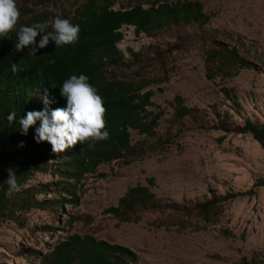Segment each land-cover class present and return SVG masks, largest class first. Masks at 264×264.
<instances>
[{"label": "rangeland", "instance_id": "obj_1", "mask_svg": "<svg viewBox=\"0 0 264 264\" xmlns=\"http://www.w3.org/2000/svg\"><path fill=\"white\" fill-rule=\"evenodd\" d=\"M83 1L46 0L44 7L34 8L65 17ZM114 1V9L130 5L127 0ZM141 1L144 8L150 6L147 0ZM197 1L210 17L203 28L167 29L153 36L136 34L133 27L121 28L123 40L117 47L124 65L118 70L129 79L155 81L146 87L153 93V105L148 109L160 115L155 135L130 131V144L141 148L137 158L98 166L77 189L75 206L32 211L28 227L37 228V232L20 230L12 222L0 226V264H39L48 246L70 234L127 247L137 255L136 264L264 260V185L257 184L264 179V148L250 134L215 129L221 120L230 127H242L246 120L264 124V0ZM27 2L31 6L36 0ZM210 32L229 45L238 39L249 47L250 52L243 55L254 66L208 79L205 55L212 47ZM223 90L229 91L228 97ZM176 96L184 106L197 111V120H175ZM52 179L51 174L36 175L30 183L41 185ZM149 179H153L152 185ZM136 185L147 187L156 200L172 206L203 202L213 194L253 193L223 201L216 222L203 229L195 228L202 223L196 222L198 217L192 211L176 213L162 204L159 210L138 209L136 221L129 223L104 213ZM68 219L70 225L65 224ZM181 221L188 223L186 228L178 225ZM50 224L54 231L38 233L39 227Z\"/></svg>", "mask_w": 264, "mask_h": 264}, {"label": "trees", "instance_id": "obj_2", "mask_svg": "<svg viewBox=\"0 0 264 264\" xmlns=\"http://www.w3.org/2000/svg\"><path fill=\"white\" fill-rule=\"evenodd\" d=\"M31 1V0H30ZM128 7L114 9V0H85L78 3L76 8L62 18L73 25L79 26L78 39L68 45L55 47L51 40L49 44L38 49L36 56L28 55L31 47L38 45L42 35L36 37L35 44L20 52L14 45L21 26H31L36 22H47L55 18L49 11H38L34 6L44 7L46 0H36L35 5L29 6L27 0H16L20 17L16 27L8 34L0 37V226L6 222L14 223L18 229L30 233L37 228H29L30 213L34 210L49 211L63 210L66 205L75 206L78 202L77 189L83 180L94 173L98 166L112 161L137 158L138 149L131 145L130 131L139 135H155V127L159 114H153L149 107L153 105L151 90H146L150 79L136 81L126 77V73L118 70L124 65V56L117 44L123 40L121 28L133 27L136 34L148 36L162 30L187 27L203 28L209 22V15L203 12L200 1L176 0H147L150 6L143 7L140 0H127ZM46 31H52L49 26ZM213 40L212 47L206 52V77L211 79L214 74L229 75L231 69L253 67L243 54L250 52L249 47L236 39L233 45L229 41L217 39L215 32L207 34ZM179 48L178 46H176ZM133 56V53H131ZM15 63L18 71L13 73L11 65ZM217 63V64H216ZM86 75L88 83L102 97L105 108V129L109 136L105 140L91 139L77 143L62 153H53L49 143H36L35 130L39 121L29 128L26 135L20 133L19 119L29 111H42L45 105L42 97L48 92L52 101L47 108L49 112L56 108H65L66 100L60 96V88L65 80L72 75ZM226 97L229 91L223 90ZM174 118L177 121L184 117L197 120V111L183 105L179 96L174 97ZM16 113V119L9 123L7 115ZM224 133L235 132L250 134L264 148V124L246 120L242 127H230L222 120L215 127ZM23 147H18L20 142ZM16 170L19 192L10 197L5 195L8 179L7 169ZM54 178L45 184L35 185L30 181L36 175H48ZM153 184V179H149ZM258 185H264V179ZM248 193H229L224 197L212 195L203 202L187 205L163 204L155 199L154 194L145 186L136 185L122 196L116 206L104 210V213L116 218L119 222L136 221L134 214L138 209L148 208L159 210L172 208L174 211L189 214L191 211L198 217L195 226L203 229L216 222L220 211L219 205L237 196L251 195ZM50 194L52 197L40 199V196ZM53 212V211H52ZM134 217V218H133ZM74 219V217H69ZM65 224H71V220ZM186 228L187 222L178 223ZM190 225V223H189ZM56 228L50 225L39 227L38 230L50 234ZM227 234V233H223ZM48 251L41 257L39 264H136L137 255L129 248L96 240L90 235L70 234L54 245L48 246ZM35 253V251H33ZM264 260L247 261L241 259V264H259Z\"/></svg>", "mask_w": 264, "mask_h": 264}, {"label": "clouds", "instance_id": "obj_3", "mask_svg": "<svg viewBox=\"0 0 264 264\" xmlns=\"http://www.w3.org/2000/svg\"><path fill=\"white\" fill-rule=\"evenodd\" d=\"M20 11L16 0H0V37L10 33L17 25ZM51 26L52 31H46ZM42 35L38 45L31 47L28 55L36 56L38 49L45 48L49 41L54 42L55 47L74 43L78 39L79 26L73 25L69 20L61 17L59 13L55 18L47 22H36L31 26H21L16 36L14 49L16 52L35 44L36 37ZM11 71L16 73L18 67L11 65ZM60 90V96L66 100L65 108H56L49 112L47 105L52 103L48 92L45 91L42 102L45 109L42 111H29L19 119L20 133L26 135L29 128L39 121V127L35 130L36 143L47 142L51 145L52 152L62 153L77 143L86 140L101 141L108 138L109 133L105 129V108L103 100L97 94V90L88 83L86 75H72L65 80ZM16 119V113L7 115L9 123ZM18 147H23L21 141ZM8 186L6 196L20 191L17 183L16 170L13 167L7 169Z\"/></svg>", "mask_w": 264, "mask_h": 264}]
</instances>
